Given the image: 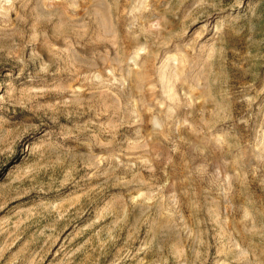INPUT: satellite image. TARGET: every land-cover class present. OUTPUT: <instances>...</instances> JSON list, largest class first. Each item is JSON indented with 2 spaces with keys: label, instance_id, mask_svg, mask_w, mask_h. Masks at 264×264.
<instances>
[{
  "label": "rangeland",
  "instance_id": "374dc122",
  "mask_svg": "<svg viewBox=\"0 0 264 264\" xmlns=\"http://www.w3.org/2000/svg\"><path fill=\"white\" fill-rule=\"evenodd\" d=\"M0 264H264V0H0Z\"/></svg>",
  "mask_w": 264,
  "mask_h": 264
}]
</instances>
